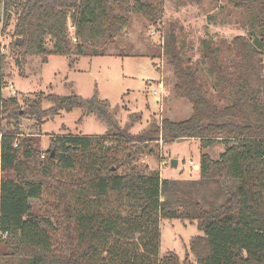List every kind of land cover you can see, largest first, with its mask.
Wrapping results in <instances>:
<instances>
[{
	"label": "trees",
	"instance_id": "obj_1",
	"mask_svg": "<svg viewBox=\"0 0 264 264\" xmlns=\"http://www.w3.org/2000/svg\"><path fill=\"white\" fill-rule=\"evenodd\" d=\"M163 2L0 0V23L5 27L15 16L10 46L19 59L40 57L44 64L60 56L72 66L80 57L104 56L131 14L159 23ZM228 3L246 11L259 34L214 45L203 41V62L214 89L230 101L220 105L214 99L206 75L184 61L170 33L163 46L174 93L192 112L185 121L163 119L137 135L119 127L108 101L96 91L87 99L49 93L23 101L40 125L74 109L94 114L107 126L103 136L57 135L42 152L36 139L3 132L4 120L16 122L23 115L16 95L3 96L0 46V259L18 264H264V0ZM44 100L52 106L42 109ZM183 140H197L202 151L196 180L165 181L135 163V154L151 145ZM216 144L224 150L212 159L204 151ZM31 201L39 202V214ZM163 220L196 222L202 236L190 242L193 261L172 252L160 258Z\"/></svg>",
	"mask_w": 264,
	"mask_h": 264
},
{
	"label": "rangeland",
	"instance_id": "obj_2",
	"mask_svg": "<svg viewBox=\"0 0 264 264\" xmlns=\"http://www.w3.org/2000/svg\"><path fill=\"white\" fill-rule=\"evenodd\" d=\"M163 4L164 13L159 23L151 25L143 17L131 14L121 34L106 47L104 56L80 57L75 70H70L68 59L60 56H51L44 64L40 57L19 59V51L10 46L14 41L15 16L5 27L0 23V46L5 56L3 96L9 97L12 92L10 86L14 85L12 88L17 91L20 113L23 115L16 122L4 120L3 132L14 131L19 139H36L38 148L44 152L49 148L51 138L64 135V132L100 137L108 131L106 124L94 114L78 123L79 109L69 113L60 112L40 125L28 114L30 109L23 100L32 101L37 99L34 94L45 96L49 93L58 96L73 93L87 99L96 91L99 99L108 101L110 112L119 127L126 128L130 135L148 131L163 119L172 122L187 120L192 112L191 106L186 100L175 96L173 71L164 53L163 43L170 33L175 35L184 61L196 64L206 75L214 99L220 105L229 102L227 95L214 89L213 77L208 74V66L203 62V41H210L214 45L220 41L229 43L236 36L250 39L259 36L251 25L250 16L246 11L234 10L228 0H164ZM68 30L69 33L73 32L70 23ZM47 47L50 49L51 44L47 43ZM159 83L162 89L157 90ZM155 90L158 92L154 95ZM51 106L45 100L41 103L42 109ZM223 150V144H216L204 152L217 159ZM201 152L197 140L175 141L169 145L158 143L145 149L142 154H135L138 159L135 163H143L147 172L156 171L165 181H193L199 177ZM172 160H177L175 168L171 167ZM30 203L34 214H39V202ZM197 236H202V233L198 232L196 222L161 221L160 258L172 252L180 260L188 257L193 261L189 245ZM6 260L0 259V264H18Z\"/></svg>",
	"mask_w": 264,
	"mask_h": 264
},
{
	"label": "crops",
	"instance_id": "obj_3",
	"mask_svg": "<svg viewBox=\"0 0 264 264\" xmlns=\"http://www.w3.org/2000/svg\"><path fill=\"white\" fill-rule=\"evenodd\" d=\"M107 56H112V55H107ZM50 57H51V56H50ZM77 60H78V59H77ZM77 60H76V61H77ZM47 61H48V60H47ZM68 61H69V60H68ZM76 61H75V63H73L72 66L70 65V62H69V68H70V70H75V69L77 68V67H76ZM149 82L152 83V81H149ZM155 82H156V81H155ZM157 82H158V81H157ZM11 84H13V83H11ZM13 86H14V85H11V87H13ZM11 90H12V92H13V88H12ZM12 92H11V95H9V97H13V95H12L13 93H12ZM14 92L17 93V91H15V90H14ZM7 98H8V97H7ZM101 100H103V99H101ZM74 110H75V109H74ZM79 110H80V109H79ZM80 111H81V110H80ZM85 117H86V118H89V115H83V112L81 111V113H80V118H81V120H82L83 118H85ZM50 119H52V118H50ZM78 120H79V119H78ZM47 121H48V120H47ZM63 134H64V135H68L67 132H64ZM70 135L91 136V135H83L81 132L78 133V134H75V133H74V134H73V133L71 134V133H70ZM194 141H195V140H194ZM196 170H197V169H196Z\"/></svg>",
	"mask_w": 264,
	"mask_h": 264
},
{
	"label": "built area",
	"instance_id": "obj_4",
	"mask_svg": "<svg viewBox=\"0 0 264 264\" xmlns=\"http://www.w3.org/2000/svg\"><path fill=\"white\" fill-rule=\"evenodd\" d=\"M73 41L75 42L76 40H75V39H73ZM151 84H152V83H151ZM151 84H149V85H151ZM157 86H158L157 90H158V89H162V84H161V83L157 84ZM10 89H12V87H11V86H10ZM157 92H158V91H156V90H155V91H153V94L155 95V94H157ZM12 93H13V94H12L13 96H15V95H16V92H14V90H13V92H12ZM160 144H161V143H160ZM43 157H44V156L42 155V157H41V158H43Z\"/></svg>",
	"mask_w": 264,
	"mask_h": 264
},
{
	"label": "water",
	"instance_id": "obj_5",
	"mask_svg": "<svg viewBox=\"0 0 264 264\" xmlns=\"http://www.w3.org/2000/svg\"><path fill=\"white\" fill-rule=\"evenodd\" d=\"M21 42V39L20 38H18L17 39V43H20ZM177 166V160H172L171 161V167L172 168H175Z\"/></svg>",
	"mask_w": 264,
	"mask_h": 264
}]
</instances>
